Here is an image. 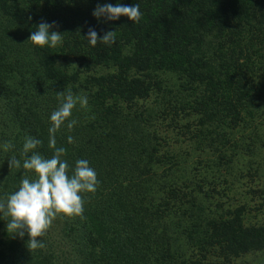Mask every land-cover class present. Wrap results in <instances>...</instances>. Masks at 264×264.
<instances>
[{
  "label": "trees",
  "instance_id": "trees-1",
  "mask_svg": "<svg viewBox=\"0 0 264 264\" xmlns=\"http://www.w3.org/2000/svg\"><path fill=\"white\" fill-rule=\"evenodd\" d=\"M118 2L138 3L140 22L93 17L97 4ZM41 21L55 22L61 46L27 41ZM89 28L98 39L114 30L115 43L92 47ZM69 90L88 104L56 143L70 170L89 161L99 188L84 194L83 219L53 221L44 248L28 249L27 234L11 236L0 218V264H235L264 252V203L262 220L248 223L246 202L214 200L218 181L264 147V0H0V199L35 179L7 163H23L26 135L53 155L50 115ZM263 161L246 164L250 177Z\"/></svg>",
  "mask_w": 264,
  "mask_h": 264
},
{
  "label": "clouds",
  "instance_id": "clouds-1",
  "mask_svg": "<svg viewBox=\"0 0 264 264\" xmlns=\"http://www.w3.org/2000/svg\"><path fill=\"white\" fill-rule=\"evenodd\" d=\"M94 18L100 21H116L120 17H127L132 23H139L142 18L140 5H124L116 3L97 4L92 12ZM31 19V18H29ZM56 27L55 22L41 21L35 31H32L29 39L33 45L44 48L45 46L56 48L63 43V34L50 29ZM98 33L94 28H89L86 39L92 47L98 43L111 45L115 43L114 30L106 32L98 39ZM76 67V65H72ZM53 84L55 82H52ZM60 100L59 107L50 115V127L48 129V146L53 150L51 158H45L36 149L42 145V141L26 135L21 151V159L15 155L7 158L9 169L21 167L30 170L35 179L27 175L20 180L17 191L9 194L6 199H0V218L6 221V230L13 237L23 239L28 236L27 247L31 250L44 248V243L38 239L47 234L53 221L58 217H79L83 219L85 198L84 194H94L99 188L100 181L97 173L90 166L87 159H78L74 169L70 170L69 163L64 157L67 150L58 147L56 134L63 128L69 131L76 125L77 120L72 118L76 105L83 108L88 104L86 96H75L70 90L65 93H56ZM69 144L75 143L74 137H67ZM4 152L14 148L11 141L2 145ZM71 171V175L69 174Z\"/></svg>",
  "mask_w": 264,
  "mask_h": 264
},
{
  "label": "rangeland",
  "instance_id": "rangeland-1",
  "mask_svg": "<svg viewBox=\"0 0 264 264\" xmlns=\"http://www.w3.org/2000/svg\"><path fill=\"white\" fill-rule=\"evenodd\" d=\"M152 99L153 97H150L146 102H144V105L154 106ZM165 126V124L161 126L158 124L159 130L165 133L167 137L171 138L175 132L165 129ZM174 146H176L175 151H178L180 154H182V151L185 150L191 152L192 145L185 146L183 144H176ZM250 151V154L247 155L246 158L241 159V161L235 165V168L233 169V173L235 174L234 177L228 176L224 178L227 183L218 181L219 185L216 187V190H218L219 194L214 200H216L218 203H221L222 205L229 204L232 206H237L246 202L248 204L247 208L249 210L248 214L246 215V220L248 223H254L256 221L262 220L263 217L262 211L264 210V207H262V211L257 209L260 208V206H258L259 203H264V161L261 165L262 169L258 173L259 177H256V175H252V177H250V172H252V169L246 171L245 166L247 163H250L252 164V168H254L256 164L261 162L262 159H264V147H261L259 143H256L254 147H251ZM199 154L201 155V152ZM190 156V165H188L189 169L191 167L192 172L197 174V171L194 170V166H197V161L194 160L196 155L192 153ZM199 158L200 157H197L196 159ZM192 172L191 174L193 175ZM247 174H249V176ZM235 264H264V252L261 254L245 256L237 260Z\"/></svg>",
  "mask_w": 264,
  "mask_h": 264
}]
</instances>
